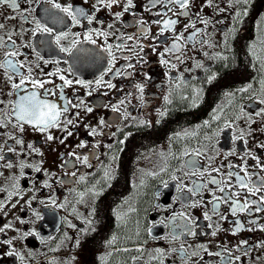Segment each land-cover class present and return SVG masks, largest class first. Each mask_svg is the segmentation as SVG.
Listing matches in <instances>:
<instances>
[{"label": "flooded vegetation", "instance_id": "af4514ba", "mask_svg": "<svg viewBox=\"0 0 264 264\" xmlns=\"http://www.w3.org/2000/svg\"><path fill=\"white\" fill-rule=\"evenodd\" d=\"M55 2L91 23L0 5V264H264V0ZM32 93L68 111L19 121Z\"/></svg>", "mask_w": 264, "mask_h": 264}, {"label": "snow or ice", "instance_id": "6c2138e0", "mask_svg": "<svg viewBox=\"0 0 264 264\" xmlns=\"http://www.w3.org/2000/svg\"><path fill=\"white\" fill-rule=\"evenodd\" d=\"M26 2L31 3L32 0H26ZM50 2L53 3V7L56 9H59L61 12L65 13L67 16L71 17L72 20L76 21L77 23H79L78 17H83L84 19H87L89 21V23H91L92 17L90 16V14L86 13L85 10L81 7V8H73L72 5H65L62 6L59 3H56L55 0H50ZM118 0H108L107 3H105V0H99V3L104 5L105 7H111L112 4L117 3ZM170 2H174V3H178L180 5V7L186 8L188 5V0H170ZM85 3H87V0H85ZM5 4H11L12 7L14 8H19V5L17 3V0H0V5H5ZM130 7H133V0H126V7L124 8V11H128V9ZM25 12H27V10H24ZM117 16L121 15V13H117ZM18 17H16L15 15L9 17V19H17ZM24 19L27 20L28 16L25 15ZM59 20L62 22L63 17H60ZM156 23H161V21H156ZM164 27L167 28L170 25H174L176 23L175 20H168V21H164ZM4 24L0 23V30H2L4 28ZM40 28L39 23L37 22V29ZM43 31L45 32H51L52 30L50 28L44 27ZM97 34H102V33H97ZM92 33L90 32L86 39L88 41H91L93 44L95 43L94 40L91 39ZM129 39H132V37H128ZM180 37H177V39H179ZM0 39H3L2 37H0ZM9 42H11V38L9 37ZM61 37L57 36L56 40L57 43H59ZM14 46V45H13ZM173 47H175V45H173ZM62 51H67L69 52V54H71L70 49L67 48H62ZM78 51H82L87 53L88 50L86 49H78ZM9 57H14L17 55V52L15 51H10L7 54ZM7 66L9 68L12 69V71L15 73L19 70V67H22V65H17L16 63L12 62L11 60L7 61ZM31 71V69H29V72ZM62 80H64L65 78L63 76L60 77ZM25 79L23 77H21L20 82L18 84H14L13 87H15L16 89H22V87L25 84ZM32 86L34 88L39 87V88H43L44 87V82L42 81H37V80H32L31 81ZM67 84H71L72 81L67 80L66 81ZM79 83H83V81H79ZM97 83H99V81H97ZM109 87H112L111 84L108 85ZM48 93L46 92L45 95H47ZM2 103V102H0ZM261 103H264V100L261 101ZM68 105L72 106V107H76V105H71V101L68 102ZM61 111L63 112H67L68 111V106H65L62 110L58 109L57 105H55L54 103H49L46 100H41L39 98H37L35 93H32L31 95H24V96H20L19 97V102L16 108L13 109V112L16 113V118L19 121H27L29 123L35 124L37 127L40 128V130H45L47 127L49 126H53L55 124L58 123V117L61 114ZM88 111H91V109L89 108ZM259 114V113H258ZM68 124H71L72 121L68 120L67 121ZM70 134V133H69ZM52 137H49V139H51ZM198 154V153H197ZM0 159H2V157H0ZM193 169H195L198 165V161H192L191 162ZM195 174V173H193ZM235 175L234 173H228V178L231 179V177ZM248 177H240L239 175H237V181L238 184L241 188H245L246 187V182H247ZM261 183L264 184V177H261ZM213 184H216L217 186H219L221 183H223V181L220 180H216L215 178L212 179L211 181ZM219 190L223 193L225 192V188L224 187H220ZM259 189H257L255 186H253L252 191H258ZM191 191V189H190ZM238 195V194H237ZM217 200L221 199V198H216ZM225 201H229L231 200V196H226L222 198ZM248 200L245 199L243 204H240L239 201H233V204L235 205L234 207H232V211L235 213L236 211L240 210L243 211L247 208L248 206ZM261 203H264V197H261ZM257 211H260L261 209L257 208ZM213 211H215V208L213 209ZM5 227H10V225H6ZM177 227H182V228H187V225H183L180 226L178 225ZM3 229H0V231H2ZM190 231V229H189ZM212 235H215V233H212ZM176 237L174 236L173 239H175ZM10 243V241H9ZM181 251H185L184 249H181ZM12 254V253H9ZM185 256H187V253L185 251ZM238 259V258H237ZM228 264H231V260H229Z\"/></svg>", "mask_w": 264, "mask_h": 264}]
</instances>
